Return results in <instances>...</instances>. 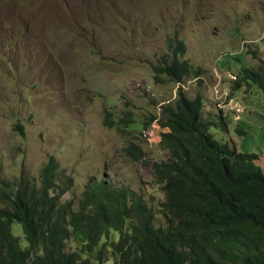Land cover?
<instances>
[{
    "label": "rangeland",
    "instance_id": "obj_1",
    "mask_svg": "<svg viewBox=\"0 0 264 264\" xmlns=\"http://www.w3.org/2000/svg\"><path fill=\"white\" fill-rule=\"evenodd\" d=\"M174 38L186 46L181 60L201 74L157 83L151 65ZM260 65L264 0H0L1 179L15 184L23 173L38 185L52 158L57 183L72 181L62 202L76 209L87 184L103 182L141 198L163 226L164 194L150 165L168 155L156 120L123 134L104 126L106 115L118 124L129 112L143 124L179 90L199 93L203 117L227 123L210 130L215 139L256 153L264 172V97L234 83ZM131 145L141 162L127 155ZM12 235L26 247L19 225Z\"/></svg>",
    "mask_w": 264,
    "mask_h": 264
},
{
    "label": "trees",
    "instance_id": "obj_2",
    "mask_svg": "<svg viewBox=\"0 0 264 264\" xmlns=\"http://www.w3.org/2000/svg\"><path fill=\"white\" fill-rule=\"evenodd\" d=\"M168 48L151 65L154 80L198 78L201 69L180 58L186 53L184 42L174 38ZM234 83L235 89L254 86L264 97V65L244 67ZM202 108L201 94L190 98L179 90L160 106L158 116L143 124L129 112L118 124L109 114L105 117L104 126L123 134L156 120L159 143L168 155L150 165L164 194L163 226H156L141 198L107 189L103 182H89L76 209L62 202L72 181L57 183L58 165L52 158L40 170L38 185L23 173L15 184L0 176V264H264L259 156L215 139L210 130H225V118L206 119ZM126 153L133 162L143 160L133 145ZM13 224L20 226L25 248L12 235ZM68 242L75 246L73 252L66 251Z\"/></svg>",
    "mask_w": 264,
    "mask_h": 264
}]
</instances>
